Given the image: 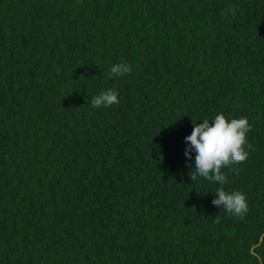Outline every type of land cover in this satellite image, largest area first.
Returning <instances> with one entry per match:
<instances>
[{"label": "trees", "instance_id": "1", "mask_svg": "<svg viewBox=\"0 0 264 264\" xmlns=\"http://www.w3.org/2000/svg\"><path fill=\"white\" fill-rule=\"evenodd\" d=\"M218 113L247 159L192 181ZM0 264H264V0H0Z\"/></svg>", "mask_w": 264, "mask_h": 264}, {"label": "clouds", "instance_id": "2", "mask_svg": "<svg viewBox=\"0 0 264 264\" xmlns=\"http://www.w3.org/2000/svg\"><path fill=\"white\" fill-rule=\"evenodd\" d=\"M59 71L58 68L57 72ZM131 71L128 63H116L111 66L109 75L118 77L130 74ZM119 102L118 92L114 89L102 91L91 100L94 108L110 107ZM250 129L251 125L246 117L228 120L222 113L216 114L212 120L203 119L200 123H193L191 133L184 138L185 156L190 160L191 153H195V172L190 175L191 180L195 181L199 175L206 180L224 185L227 182L224 168L238 173L239 168L233 166L247 159V149L251 147L247 141ZM211 203L238 216H243L247 211V197L241 191L227 192L220 187Z\"/></svg>", "mask_w": 264, "mask_h": 264}]
</instances>
